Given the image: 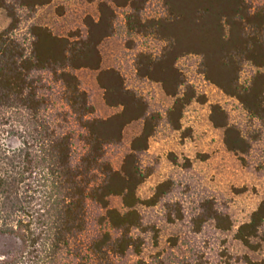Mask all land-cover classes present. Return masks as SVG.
<instances>
[{"label": "trees", "instance_id": "obj_1", "mask_svg": "<svg viewBox=\"0 0 264 264\" xmlns=\"http://www.w3.org/2000/svg\"><path fill=\"white\" fill-rule=\"evenodd\" d=\"M109 1L128 9V33L165 41L156 56L138 52L133 66L171 98L163 113L151 111L118 69L102 65L99 45L113 34L116 20L107 1L98 2L97 20L85 17L81 27L60 35L37 24L19 33L21 11L30 18L51 0H0L10 19L0 31V234L20 243L0 264H219L196 246L178 254L177 238L160 244L144 210L171 187L163 181L151 196L139 197L138 187L154 171L142 155L162 119L179 129L194 91L175 63L194 53L207 78L244 111V129L230 123L219 105L211 107V123L222 130L226 150L248 164L253 145L264 141V0H163L168 17L154 23L141 18L147 0ZM245 69L248 77L240 81ZM81 70L95 74L113 113H95L77 75ZM136 122L140 128L116 167L110 152L122 146L124 128ZM9 136L18 147L4 144ZM199 209L192 217L195 233L207 221L231 230L227 214L208 202ZM182 217L179 210L164 211L169 223ZM233 238L251 253H264V193ZM148 244L153 251L144 255Z\"/></svg>", "mask_w": 264, "mask_h": 264}, {"label": "rangeland", "instance_id": "obj_2", "mask_svg": "<svg viewBox=\"0 0 264 264\" xmlns=\"http://www.w3.org/2000/svg\"><path fill=\"white\" fill-rule=\"evenodd\" d=\"M99 1H107L116 14L113 34L99 45L102 65L118 69L126 86L140 93L151 111L163 113L170 106L171 98L165 95L160 83L136 75L133 66L138 52L156 56L165 41L151 34L128 33L125 27L126 7H117L109 0H51L49 5L39 7L30 18H26L25 12L21 11L19 33L24 34L29 24H37L64 35L81 27L85 17L97 20ZM167 17L163 0H147L141 11L142 20L148 23ZM9 21L6 11L0 8V31L7 27ZM175 67L194 91V98L182 110L179 129H173L162 119L142 155L143 163L151 165L154 171L138 187L139 197L151 196L155 187L163 181H168L171 187L170 193L157 205L144 210L146 220L155 225L162 246H166L172 238L178 239L176 252L180 255H187V248L196 246L209 262L260 263L264 261V253L249 252L233 238V234L241 223L247 221L263 196L264 141L253 145L251 153L246 156L248 164L243 165L238 156L226 150L222 130L211 123V107L219 105L230 123L246 128L245 124L248 123L240 104L207 78L197 54H183L176 60ZM248 73V69H245L240 81H244ZM77 75L91 95L95 113L104 117L113 113L114 110L106 107L102 101V91L95 84V74L81 70ZM139 128L138 122L124 128L122 146L110 152L116 167L130 138ZM4 144L8 148H16L19 141L9 136L4 139ZM206 202L228 215L231 230H218L213 222L207 221L202 224L199 233L194 232L192 217ZM116 203L114 199L112 204ZM168 204L171 206L167 207ZM177 210L182 212V219L167 222L164 211ZM19 244L18 239L0 234V257L15 253ZM151 251L153 248L148 244L144 255Z\"/></svg>", "mask_w": 264, "mask_h": 264}]
</instances>
